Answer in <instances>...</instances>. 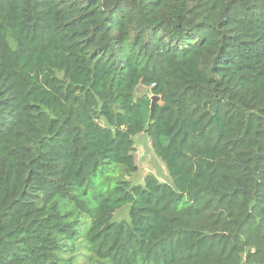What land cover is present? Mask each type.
I'll list each match as a JSON object with an SVG mask.
<instances>
[{"label":"trees","instance_id":"obj_1","mask_svg":"<svg viewBox=\"0 0 264 264\" xmlns=\"http://www.w3.org/2000/svg\"><path fill=\"white\" fill-rule=\"evenodd\" d=\"M0 264H264V0H0Z\"/></svg>","mask_w":264,"mask_h":264},{"label":"rangeland","instance_id":"obj_2","mask_svg":"<svg viewBox=\"0 0 264 264\" xmlns=\"http://www.w3.org/2000/svg\"><path fill=\"white\" fill-rule=\"evenodd\" d=\"M148 91L146 87L140 86L136 91V95ZM158 102L160 101L158 100ZM133 139L135 142V162L138 168L135 173L130 176V179L136 183H143L147 174H154L161 182L170 183L171 178L167 167L164 161L154 152L149 135L147 133H141L134 136ZM115 219L118 221L128 219V208L118 211L115 215Z\"/></svg>","mask_w":264,"mask_h":264},{"label":"water","instance_id":"obj_3","mask_svg":"<svg viewBox=\"0 0 264 264\" xmlns=\"http://www.w3.org/2000/svg\"><path fill=\"white\" fill-rule=\"evenodd\" d=\"M160 100V96H153L152 97V108L154 107L155 103Z\"/></svg>","mask_w":264,"mask_h":264}]
</instances>
